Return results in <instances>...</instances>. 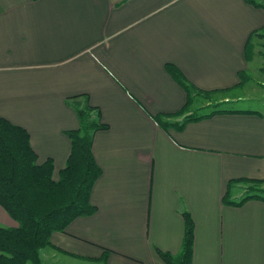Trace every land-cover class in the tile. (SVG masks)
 Listing matches in <instances>:
<instances>
[{
  "label": "crops",
  "instance_id": "0c3cea01",
  "mask_svg": "<svg viewBox=\"0 0 264 264\" xmlns=\"http://www.w3.org/2000/svg\"><path fill=\"white\" fill-rule=\"evenodd\" d=\"M263 26L264 5L249 0H0V114L29 131L39 160L58 176L85 95L108 124L92 144L97 209L52 232L40 264H165L184 210L192 264H264V198L223 199L232 180L231 200L242 181L264 183V112L186 111L169 128L154 117L188 99L167 63L200 89L252 92ZM0 225H18L1 204Z\"/></svg>",
  "mask_w": 264,
  "mask_h": 264
},
{
  "label": "trees",
  "instance_id": "16d2710c",
  "mask_svg": "<svg viewBox=\"0 0 264 264\" xmlns=\"http://www.w3.org/2000/svg\"><path fill=\"white\" fill-rule=\"evenodd\" d=\"M249 1L264 5L258 0ZM258 31L252 34L264 38V26ZM262 45L264 46V42ZM260 54L264 61V49H260ZM166 67L187 90L188 99L178 111L154 116L165 128L174 123L167 119L168 116L182 113L188 107L190 109L187 111L190 113L184 121L198 119L214 112L239 110L216 106L220 102L228 101L225 100L213 104L214 107L207 112L192 111L190 105L195 95L226 89H200L190 82L176 65L167 63ZM261 70L264 72V65ZM243 74L240 83L249 78L246 73ZM84 98V104L75 106L79 126L66 131L71 140V150L57 177L54 175L55 166L51 157L44 161L39 160L31 144L29 131L0 114V204L18 222L15 227L0 225V264H40V249L51 245L52 232L65 230L77 216L93 214L96 211L97 207L91 201V192L102 174V168L94 156L92 144L95 132L108 127V124L102 121L100 108L91 104L86 95ZM249 180L262 182V179ZM233 182L234 180L228 184L224 201L240 204L252 197L264 198V195L249 191L239 199H229V187ZM183 217L185 228L179 251L173 253L159 249L165 264H192L195 224L189 211L184 210Z\"/></svg>",
  "mask_w": 264,
  "mask_h": 264
},
{
  "label": "rangeland",
  "instance_id": "374dc122",
  "mask_svg": "<svg viewBox=\"0 0 264 264\" xmlns=\"http://www.w3.org/2000/svg\"><path fill=\"white\" fill-rule=\"evenodd\" d=\"M259 32H261V30L258 31V33ZM253 38L254 41H256V44H258V47L260 49H264V46L262 45L264 42V38L260 37L258 34H254ZM262 60H263L262 56H260V58L256 56L252 61L253 63H251V66L253 67L252 74L254 78L251 81L249 78L247 79V81H250V83L244 89L251 90L252 92L250 91L244 92L242 90L239 91L225 90V91H216L212 93L204 92L194 96L193 103L190 105L193 109L192 111L196 113L207 112L214 107L213 104H217V102L219 101L233 99L232 102L230 101H227L226 103L220 102L216 106L219 108L225 107V108L236 109V108H246V106L249 104L250 106H252V108L254 107L264 112V72L261 70V68L259 70V66L262 63ZM262 65H264V62ZM239 96H241L240 99L234 100L236 97ZM242 96L247 97V99L245 100V98H243ZM208 104H212V105L206 106ZM188 109L190 108L188 107L186 111ZM186 111L184 110V112L179 113L175 116L178 117L184 114ZM243 189H245V191H243ZM252 191L264 195V183L260 181H250V180L242 181V183L237 184L235 187L233 186L232 194L234 195V197L239 198L244 194H246L247 192L251 193Z\"/></svg>",
  "mask_w": 264,
  "mask_h": 264
}]
</instances>
